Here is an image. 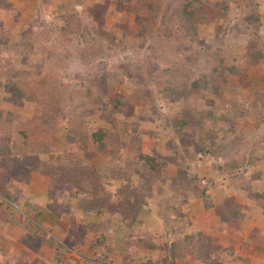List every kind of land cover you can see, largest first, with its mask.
Returning a JSON list of instances; mask_svg holds the SVG:
<instances>
[{"label": "rangeland", "instance_id": "obj_1", "mask_svg": "<svg viewBox=\"0 0 264 264\" xmlns=\"http://www.w3.org/2000/svg\"><path fill=\"white\" fill-rule=\"evenodd\" d=\"M146 1L0 0V83L6 87L8 81L18 82L24 104L19 107L21 97L4 103L0 98V107L19 114L25 127L40 111L28 102L29 93L39 95L42 102L46 98L43 74L54 70L63 84L79 86L93 101L88 104L85 128L110 133L107 148L116 149L122 184L128 182V192L134 195H122L130 209L105 192L84 195V188L97 182L86 167L90 164L107 172L110 152L84 165L80 161L89 153L75 145L81 177L77 171L74 177L67 175L63 156L69 147L64 145V129L59 124L49 145L50 153L61 156L55 160L60 169L49 166L48 154L38 153L44 172L30 171L20 182L0 184V253L10 256L9 264H170L162 261L164 256L173 259L169 243L163 255L149 251V258L135 259L147 254L134 252L135 238L148 236L156 240L198 237L194 257L180 252L178 264L183 260L187 264H210V260L214 264H264V201L258 204L260 199L250 198L244 190L247 182H254L257 192H264V161L254 158L264 155V61L259 58L250 63L245 53L250 42L256 45L250 33L264 40V0H254L260 19L257 33L242 26L247 12L235 4L243 0L200 1L191 19L201 16L203 22L186 24L172 17L178 9L176 0H149V5ZM89 41L101 44L100 56H82L84 42L87 47ZM19 43L24 46L16 47ZM216 55L228 65L237 63L239 71L236 76L225 71L224 82L217 74L205 85L209 76L205 68ZM174 62L184 63L181 72L157 73L158 66L172 67ZM137 78H144L140 84L147 88V97L133 83ZM95 79L106 83L104 95L123 94L127 106L133 107L121 112L117 127L104 120L106 106L100 90L95 91L96 98L88 94ZM218 86L221 95L216 97L213 91ZM164 87L175 91L168 115L187 123L180 133L163 128L166 123L157 116L158 108L167 115L159 91ZM1 90L0 97H12ZM144 110L153 112L136 115ZM72 133L78 137L76 127ZM171 142L179 150L187 148L182 168L187 167L189 173L180 181L173 164L168 163L157 176L148 171L157 161L171 158L166 145ZM205 146L212 150L208 157L197 152ZM135 148L152 161L141 159L132 152ZM233 166L238 181L226 179L225 187L219 182L224 178L219 170ZM141 182L149 183V188H138ZM105 185V191L113 192L114 185ZM229 198L225 209H215ZM55 205H59V221L53 214L55 208L49 207ZM172 208L178 218L169 235L170 226L165 225ZM225 215L232 221L224 220ZM93 223H99L98 227ZM124 236L133 242L130 250L122 247ZM0 264L8 261L0 259Z\"/></svg>", "mask_w": 264, "mask_h": 264}, {"label": "trees", "instance_id": "obj_2", "mask_svg": "<svg viewBox=\"0 0 264 264\" xmlns=\"http://www.w3.org/2000/svg\"><path fill=\"white\" fill-rule=\"evenodd\" d=\"M200 1H203V0H176L177 2L176 9L177 8L178 9L174 11L175 15L173 14L174 16L172 17L176 18L178 23L184 22L186 24V23H191V22H195V23L203 22L204 17H201V16H199L198 19H195V20L191 19L193 17V13H192L193 9L195 10L197 8L195 4H197ZM147 2L149 5V0H147L145 3L147 4ZM236 5H239V6L241 5L240 7H242V11L247 12L242 19V23L244 24L242 26L244 27V30L248 29L249 27H252L255 29V32L257 33L260 19H258V16H257L258 12L256 10L257 7H256V3L254 2V0H243L241 3L235 4V6ZM0 8H1V5H0ZM179 10H181V12ZM177 15L181 17V20L177 17ZM249 37L253 38L252 42L254 41L256 45H253V44L251 45V42H250V44L245 49V53L247 54V59L249 60L250 63L257 61L259 58H261V61H264V48H263L264 45H262L264 44V40L261 39V37L257 34L252 35L250 33ZM84 44H85V47L82 48L83 57H86L87 55H89V58L90 56H92V58L95 56H100L101 47H102L100 43L89 41V43H87L88 44L87 47H86L85 42ZM261 45L263 47H261ZM23 46H24V43L22 44L19 43L16 45V47L18 48L23 47ZM261 48L263 50H261ZM212 57L213 56L209 58L208 63H207L208 65L205 68L207 70L206 72L207 75H209L207 76V79L205 80L207 81L205 85H207L209 82L216 79L215 76L217 74L220 75L219 79H223V82H224V78H225L224 72L225 71H227L228 74H234L236 76L237 74L236 71H239L237 63L228 65L224 63L221 57L217 55L215 56L216 57L215 59H212ZM22 59H26L24 55ZM183 68H184V63L174 62L172 67H170V65L169 67L158 66L157 73L162 75L164 74L163 72L165 70H168L169 72H174V73L176 71L181 72ZM239 75H242V74H239ZM42 76L44 77L43 80H45L47 84V88L45 87L46 90L43 92L46 98L45 99L43 98V102H42L41 101L42 98L39 95L34 94V92L29 93V96L27 97L29 99L28 102L32 104L34 103L36 106L40 108V111H39V114H37V116H34L32 120L28 121L25 127H24V123L22 122V120L19 119L20 118L19 114L13 113L9 110H6L0 107V124H3L0 129V184H3V183L9 184L13 180L20 182L22 179L27 178V174H29L30 171L38 170L39 172L41 171L44 172L42 166L39 164L40 163L39 159L36 157L38 153L39 154L44 153V155L48 154L49 159L52 160L50 161L49 166L51 167L56 166L55 160H57L56 158H61V156L55 155L54 153L53 154L50 153L51 145H49V142H50L49 139H50L51 133H53V131L56 130L59 124H61L64 129V136H65L64 145H67L69 147L67 149V152L63 156V160H67V164H68L66 165L67 172H68L67 175H72L74 177V172L77 171L79 172V174H77L76 176L79 177L80 176L79 169H81V166H79V169H78V164L80 162H84V165H85V164H88L95 157L104 158L107 154H100V153H105L109 151V149L107 148V144H108L107 141H112V138H110L109 132L101 128L98 130H95V132H91L86 129L87 128L86 125L88 124V121H87L88 113L86 112L89 111L88 104L92 103L93 101L90 100L87 97V95L83 93L82 89L81 91L80 88H77L79 86L69 87L68 84L67 85L63 84L58 78V75L55 73L54 70H52V72L48 76L44 74ZM106 76L108 75L106 74ZM104 79H107V77H105ZM143 79L137 78L138 81L134 80L133 83L137 86V88L139 87L140 89H143L144 93L146 92L145 96L147 97L149 95L147 88L144 87L145 85L142 86V84H140V82L143 84L145 83V80ZM154 84L155 86L159 87V84L155 82ZM90 86H91V90L88 89L87 91H88V94L91 96V98H96L97 95L95 94V91H97L98 89L100 90V100L101 101L103 100L106 106V110H105L106 116L104 117V120L108 122L110 126L117 127L118 125L117 117L121 116V112L126 113L128 109H132L133 107L127 106L129 104V101L125 99L123 94L114 93L112 97L104 95L103 92L106 91V87H107L105 82L95 79L94 81L91 82ZM0 89H2L1 91L3 92L7 91L8 95L10 93L12 94V97L5 96L2 94V96L0 97L2 100V103L11 101L14 98H19L21 97V95H23L21 85L16 81L12 83L8 81L6 84V87L2 86L0 83ZM173 90H174L173 87L171 88L164 87V88L159 89L160 93L163 94L161 95L163 99L162 107L163 109H165V113H167V115L165 116V114L160 113L161 108H158L157 116L158 117L161 116V120L166 123L165 125H163V128L168 127L172 130L173 133H180L183 127L187 125V123L179 122V121L177 122L171 116V114L170 116L168 115L171 103L174 102V98H175L173 97V93L175 92ZM170 91L172 92V94ZM220 91H221V86H218V88L214 89L213 95L216 97L220 96L221 95ZM20 99H21V103L19 102V105L21 106L19 107L23 108L22 106L24 104H22L23 103L22 97ZM151 112L153 111L144 110L141 113L137 112L136 115L141 116L147 113L150 114ZM135 113H136V110H135ZM75 127L77 128V131H78L77 138L72 133V129H74ZM132 139L133 137L131 136L129 140L130 143ZM172 144L173 145L168 144V143L166 144L168 147L167 150L173 153V154H170L172 155L171 158L165 161L164 160L157 161L156 164L149 167L148 171L157 176V173L162 168L167 167L168 163L173 164L177 167L176 178L177 180L180 181V180H183V178L187 176V173H189L187 170V167L185 168L183 166L182 168V164H186L185 157H186L187 148H184V150L180 148L179 150L177 147L174 148L175 147L174 143ZM183 144H185V142H183ZM75 145L79 146V149L81 148V149L88 151L89 155L85 159H83V161L79 162L78 158H75L76 156L73 154V151L77 149L75 148L76 147ZM126 145L128 144L126 143ZM121 146L122 145H120V147ZM103 149L105 151H103ZM172 149L175 153L172 151ZM197 150H198L197 152H199L201 156L208 157L209 155L212 154V150L209 149L207 146L203 148H197ZM136 151L137 149L135 148V151L133 150L132 152L138 153ZM116 154H117L116 149H112L111 152L108 153V158H110V162H108V168H106L107 172H104V171L99 172L97 166H91L90 164L89 166L86 167V169H88L89 167V169L92 172V175L94 176L92 178L96 179L97 182H95L92 187L84 188V191L87 193L84 195H88V193H92L93 195V194H98L101 192L102 194H104L105 192L108 196H111L115 200L122 202L123 205L126 207V209H130L127 205L128 201L126 202L125 198H123L122 195L124 196L126 192L128 193L126 195L131 198L134 197V195L131 196V194H129L130 191L128 192L127 187L129 188L131 187L130 184H128V182H127V185L122 184L123 182L121 181V178H120V176H122L123 174L122 173L123 169H121L120 167L121 158L119 160ZM138 154L140 155V158L144 159L147 163H149V161H152L151 160L152 158H150L148 155L145 156L140 153ZM254 158L257 159L256 161H260V162L264 161L263 154L255 156ZM42 163L45 164V162H42ZM31 164H34V165L31 166ZM26 166L29 168L27 169ZM51 167L46 168V170L49 171ZM56 169H60V167L56 166ZM233 169H235V166L231 168H221V170H219V167H218L220 174H222L223 175L222 177L225 178V179L224 178L220 179L219 182H221V185L226 187L224 183H227V182H223L226 179H228L229 181L230 180L238 181V174L234 173ZM241 182H244V181H241ZM106 183L109 185L110 184L114 185L113 192H111L112 190L110 192L105 191ZM138 188L140 189L144 188L145 190L146 188H149V183L141 182ZM49 189L51 190L52 188H49ZM257 189L258 187L256 184H254V182H249V183L247 182V185H244V190L249 194L248 196L250 198L260 199L261 202L259 201L260 203L259 202L257 203L261 204L264 201V192L259 193L257 192ZM80 190H82V188L79 189L78 191L81 192ZM139 191H143V190H139ZM203 191L204 193L207 192L205 189ZM79 192H78V198L80 195ZM229 200L230 198L221 202L219 205L215 206V209L217 210L225 209L228 206ZM132 204L136 205L135 202H133ZM49 207L55 208V212H53V214L57 217V221H59V219L61 218L59 217L60 215L59 205L49 206ZM138 208L142 209L141 206H138ZM216 212L220 213V211H216ZM61 214L63 215V212ZM168 216H169L167 219L168 221L165 226L166 228L167 226L168 227L170 226V230L168 233L169 235H172L174 233L172 230V225H174L178 217L175 211H173V208L169 211ZM122 219L124 218L122 217ZM225 219L229 222L232 221V219L227 215L224 216V220ZM71 220L72 218L69 219V223ZM99 223H93L92 225L94 227L95 226L98 227ZM162 237H164V234L162 235ZM185 239L179 238V236L176 237L175 240L173 239L158 240L157 238L158 240L157 242L155 238H152L149 236L146 239H142L139 237L135 238V241H136L135 243H137V245L134 247L135 248L134 252L141 253V251L142 252L144 251L145 253H147V254H143L140 257L137 256L135 257V259L149 258V254H148L149 251H151L152 254L154 255L155 254L158 255V253H161L163 255V253L167 249V243H169L172 248L171 257L173 259L170 260L169 256H164L162 258V261H166V263H170V264H178L177 258L180 252H183L185 256L189 255L188 253L190 254L192 253L194 257L195 250L193 249H195L194 247L199 241V238L196 236H192L189 239L187 238ZM57 242H58V245H61V246L63 245L61 242H59V240ZM131 244H133V242L130 243L129 240H127V238L124 236L123 241H122V247L124 248V250H128V249L130 250V247L131 248L133 247L131 246ZM214 253L216 254L215 256L217 257L219 256V253L217 254V250H215ZM0 259L2 262L3 261L5 262L7 260L9 264V261L11 258L10 256L7 257L1 252ZM214 262L216 263V261L210 260V264H214ZM180 263L187 264L185 260H183Z\"/></svg>", "mask_w": 264, "mask_h": 264}]
</instances>
